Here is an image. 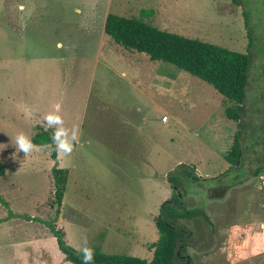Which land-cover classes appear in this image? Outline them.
<instances>
[{
  "label": "rangeland",
  "instance_id": "obj_1",
  "mask_svg": "<svg viewBox=\"0 0 264 264\" xmlns=\"http://www.w3.org/2000/svg\"><path fill=\"white\" fill-rule=\"evenodd\" d=\"M109 13L247 54L240 125L212 86L115 44L104 32ZM57 109L77 132L73 152H18L15 137L48 129ZM237 133L242 154L230 168ZM263 154L264 0H0V264H70L48 223L76 251L151 261L154 218L183 166L205 181L185 180L182 204L208 220H179L191 233L182 255L264 264ZM55 167L69 170L60 207ZM219 177L229 186L222 199L212 191Z\"/></svg>",
  "mask_w": 264,
  "mask_h": 264
},
{
  "label": "trees",
  "instance_id": "obj_2",
  "mask_svg": "<svg viewBox=\"0 0 264 264\" xmlns=\"http://www.w3.org/2000/svg\"><path fill=\"white\" fill-rule=\"evenodd\" d=\"M104 32L115 44L130 52L146 55L152 62H163L190 74L193 77L212 86L222 97V107L225 117L238 123L243 111L246 88L249 82L250 57L247 54L234 52L226 48L202 42L197 39L185 38L167 31L159 30L142 19H129L109 13L107 15ZM53 129H42L32 137V142L38 146H48L53 159H57V152L52 146ZM52 146V147H50ZM242 147L239 134L234 137L230 151L225 155V161L230 168L237 166L241 159ZM264 162V154H263ZM256 171V176L260 173ZM195 167L183 166L176 174L168 177L173 190L172 197L163 203L158 215L154 218L159 238L151 245L153 258L151 261L142 260L128 255L105 254L97 250L93 252V264H178L186 252L185 246L191 238L178 224L179 220L191 219L196 215L208 218L200 209H186L180 199L182 183L185 180L193 183L205 181L195 174ZM6 174L5 163L0 161V177ZM68 169L55 167L53 169L55 204L60 207L66 190ZM217 181L213 194L223 198L229 186ZM178 192V193H177ZM183 196V194H181ZM57 214L60 212L57 211ZM55 237L57 247L70 264H84L83 252L76 251L67 245L64 233L55 225L47 224ZM191 262V260H190Z\"/></svg>",
  "mask_w": 264,
  "mask_h": 264
},
{
  "label": "clouds",
  "instance_id": "obj_3",
  "mask_svg": "<svg viewBox=\"0 0 264 264\" xmlns=\"http://www.w3.org/2000/svg\"><path fill=\"white\" fill-rule=\"evenodd\" d=\"M44 119L46 122V128L55 129V131L52 133V146H54V150L59 154H63L64 156L70 155L73 152L75 143L77 141L76 130L73 129L70 132L69 129L64 127V121L58 114V109L57 113H49ZM15 143L16 150H18V152H23L26 155L38 150L39 148L38 145L34 144L32 140L23 133H20L15 137ZM86 243L87 242L85 241V244ZM82 252L84 264H93V250L88 247H84Z\"/></svg>",
  "mask_w": 264,
  "mask_h": 264
},
{
  "label": "flooded vegetation",
  "instance_id": "obj_4",
  "mask_svg": "<svg viewBox=\"0 0 264 264\" xmlns=\"http://www.w3.org/2000/svg\"><path fill=\"white\" fill-rule=\"evenodd\" d=\"M183 182H184V181H183ZM182 184H183V183H182ZM181 191H182V190H181ZM177 193H178V192H177ZM181 194H183V196H184L183 191L181 192ZM181 194L178 193V195L180 196V199L182 200V197H183V196H181ZM189 243H190V240H188V242L186 243V246H188ZM183 254H184V253H183ZM179 256H180V258H181L182 260H183V259L186 260V261H185L186 264H191V263H192V262H190V260H189V261L187 260V257H188L187 255H186V256H183V255H180V254H179Z\"/></svg>",
  "mask_w": 264,
  "mask_h": 264
},
{
  "label": "water",
  "instance_id": "obj_5",
  "mask_svg": "<svg viewBox=\"0 0 264 264\" xmlns=\"http://www.w3.org/2000/svg\"><path fill=\"white\" fill-rule=\"evenodd\" d=\"M187 260H188V261L190 260V257H189V256L187 257Z\"/></svg>",
  "mask_w": 264,
  "mask_h": 264
},
{
  "label": "crops",
  "instance_id": "obj_6",
  "mask_svg": "<svg viewBox=\"0 0 264 264\" xmlns=\"http://www.w3.org/2000/svg\"><path fill=\"white\" fill-rule=\"evenodd\" d=\"M222 101H223V100H222ZM164 121H165V120H164ZM150 250H152L151 247H150ZM152 251H153V250H152Z\"/></svg>",
  "mask_w": 264,
  "mask_h": 264
},
{
  "label": "built area",
  "instance_id": "obj_7",
  "mask_svg": "<svg viewBox=\"0 0 264 264\" xmlns=\"http://www.w3.org/2000/svg\"><path fill=\"white\" fill-rule=\"evenodd\" d=\"M165 120V119H164Z\"/></svg>",
  "mask_w": 264,
  "mask_h": 264
}]
</instances>
